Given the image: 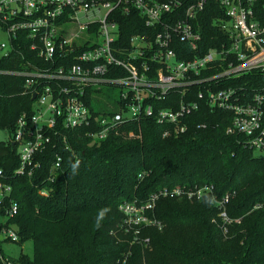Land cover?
I'll use <instances>...</instances> for the list:
<instances>
[{
	"label": "trees",
	"instance_id": "16d2710c",
	"mask_svg": "<svg viewBox=\"0 0 264 264\" xmlns=\"http://www.w3.org/2000/svg\"><path fill=\"white\" fill-rule=\"evenodd\" d=\"M217 15L219 7L211 0L202 16V52L215 45L212 38L224 36ZM122 20L124 38L142 31L140 20L137 26ZM13 67L7 59L0 60V68ZM219 81L217 89L234 88L252 102L264 86V73L254 70ZM93 93L86 104L91 101L94 114L119 112L115 89ZM103 95L106 99L101 100ZM197 102L198 110L181 122L184 132L175 133L173 126L161 125L154 117L128 121L119 134L96 143H91L86 127L61 129L37 156L40 167L31 176L10 178V199L18 210L7 223L16 230L17 244L30 242L33 248L32 256H11L14 264H264V156L246 146L244 136L226 133L233 119L230 111ZM171 104L164 101L159 107ZM31 108L21 80L0 76V131L11 135L19 115ZM57 157L61 161L55 168ZM17 165L15 146L0 141V169L9 175ZM177 186L211 190L192 201L159 197L149 214L159 225L139 228L137 234L124 224L121 202L147 201ZM227 193V215L238 222L224 235L213 220L218 213L215 200ZM8 207L6 199L0 215Z\"/></svg>",
	"mask_w": 264,
	"mask_h": 264
},
{
	"label": "built area",
	"instance_id": "2783aa9c",
	"mask_svg": "<svg viewBox=\"0 0 264 264\" xmlns=\"http://www.w3.org/2000/svg\"><path fill=\"white\" fill-rule=\"evenodd\" d=\"M210 1L0 0V60L16 66L0 68V76L19 78L22 93L32 101L30 112L19 115L9 135L18 165L9 175L0 169V204L9 200L0 215L1 264H14L2 244L18 243L14 226L7 223L18 210L10 199V178L31 176L40 167L37 156L61 129L86 127L91 143H96L119 134L128 121L154 117L161 125L173 126L175 133L184 132L183 118L198 110L197 101L205 100L210 109L233 114L227 134L244 136L245 145L264 156V86L252 102L234 88L217 89L221 79L254 70L264 73V4L214 0L220 10L216 25L224 36L212 38L215 45L202 52V16ZM123 18L132 26L140 20L142 31L124 38ZM105 87L116 90L113 100L119 112L94 114L87 97L92 100L93 91ZM164 101L175 107H159ZM60 161L57 157L55 168ZM210 190L177 186L147 201H123L118 209L124 224L137 234L139 228L159 225L149 215L159 197L192 201ZM230 198L227 193L215 200L213 222L224 235L238 222L227 215Z\"/></svg>",
	"mask_w": 264,
	"mask_h": 264
},
{
	"label": "rangeland",
	"instance_id": "374dc122",
	"mask_svg": "<svg viewBox=\"0 0 264 264\" xmlns=\"http://www.w3.org/2000/svg\"><path fill=\"white\" fill-rule=\"evenodd\" d=\"M108 89H109L108 87H105L104 91L107 92ZM104 99L106 98L103 95L101 97V100H104ZM0 141H3V142L9 141V133L6 130L0 131ZM255 154L259 155L258 152H255ZM2 248L4 250V253L10 254L13 258H18L20 254H25L28 256H32L33 254L32 244L30 242H24L22 244H17V243L2 244Z\"/></svg>",
	"mask_w": 264,
	"mask_h": 264
},
{
	"label": "clouds",
	"instance_id": "9594fccd",
	"mask_svg": "<svg viewBox=\"0 0 264 264\" xmlns=\"http://www.w3.org/2000/svg\"><path fill=\"white\" fill-rule=\"evenodd\" d=\"M79 163H80V162H79V161H77V162H76V164H74V165H73V171H75V170H76V168H78V166H79ZM103 215H104V213H103V212H101V213H100V217L102 218V217H103Z\"/></svg>",
	"mask_w": 264,
	"mask_h": 264
},
{
	"label": "water",
	"instance_id": "95a60500",
	"mask_svg": "<svg viewBox=\"0 0 264 264\" xmlns=\"http://www.w3.org/2000/svg\"><path fill=\"white\" fill-rule=\"evenodd\" d=\"M34 97H32V99H33Z\"/></svg>",
	"mask_w": 264,
	"mask_h": 264
}]
</instances>
